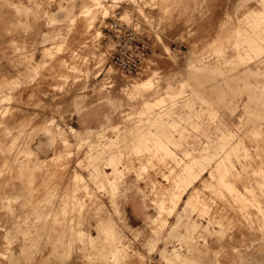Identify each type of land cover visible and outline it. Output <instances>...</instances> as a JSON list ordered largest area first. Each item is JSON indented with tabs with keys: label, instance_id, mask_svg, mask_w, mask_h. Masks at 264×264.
<instances>
[{
	"label": "rangeland",
	"instance_id": "1",
	"mask_svg": "<svg viewBox=\"0 0 264 264\" xmlns=\"http://www.w3.org/2000/svg\"><path fill=\"white\" fill-rule=\"evenodd\" d=\"M0 15V264H264V0ZM118 17L148 40L135 75L102 42ZM97 106L98 130L69 124Z\"/></svg>",
	"mask_w": 264,
	"mask_h": 264
},
{
	"label": "built area",
	"instance_id": "2",
	"mask_svg": "<svg viewBox=\"0 0 264 264\" xmlns=\"http://www.w3.org/2000/svg\"><path fill=\"white\" fill-rule=\"evenodd\" d=\"M103 44L109 51V64L125 75H135L150 55L148 40L119 17L102 28Z\"/></svg>",
	"mask_w": 264,
	"mask_h": 264
},
{
	"label": "crops",
	"instance_id": "3",
	"mask_svg": "<svg viewBox=\"0 0 264 264\" xmlns=\"http://www.w3.org/2000/svg\"><path fill=\"white\" fill-rule=\"evenodd\" d=\"M259 2V0H258ZM107 110L102 106L93 107L80 114H71L68 118L70 125L77 129H91L98 130L99 127L104 122V116L107 114ZM125 214L129 225L136 227L141 223L143 217L145 216L144 208H142V203L139 202V197L136 191L130 189L125 194Z\"/></svg>",
	"mask_w": 264,
	"mask_h": 264
},
{
	"label": "bare ground",
	"instance_id": "4",
	"mask_svg": "<svg viewBox=\"0 0 264 264\" xmlns=\"http://www.w3.org/2000/svg\"><path fill=\"white\" fill-rule=\"evenodd\" d=\"M1 16V15H0ZM113 79V78H112ZM126 85V84H125ZM260 256V255H259Z\"/></svg>",
	"mask_w": 264,
	"mask_h": 264
}]
</instances>
